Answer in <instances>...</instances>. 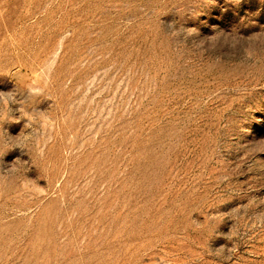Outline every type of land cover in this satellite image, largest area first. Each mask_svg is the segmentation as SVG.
<instances>
[{
  "label": "rangeland",
  "instance_id": "obj_1",
  "mask_svg": "<svg viewBox=\"0 0 264 264\" xmlns=\"http://www.w3.org/2000/svg\"><path fill=\"white\" fill-rule=\"evenodd\" d=\"M0 264H264V0H0Z\"/></svg>",
  "mask_w": 264,
  "mask_h": 264
}]
</instances>
